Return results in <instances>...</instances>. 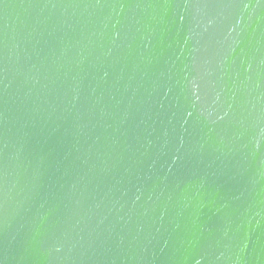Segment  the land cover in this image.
Listing matches in <instances>:
<instances>
[{
	"label": "water",
	"instance_id": "water-1",
	"mask_svg": "<svg viewBox=\"0 0 264 264\" xmlns=\"http://www.w3.org/2000/svg\"><path fill=\"white\" fill-rule=\"evenodd\" d=\"M0 264H264V0H0Z\"/></svg>",
	"mask_w": 264,
	"mask_h": 264
}]
</instances>
